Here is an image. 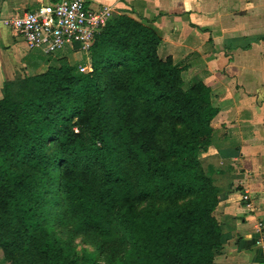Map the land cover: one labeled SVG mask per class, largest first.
<instances>
[{"label":"trees","instance_id":"trees-1","mask_svg":"<svg viewBox=\"0 0 264 264\" xmlns=\"http://www.w3.org/2000/svg\"><path fill=\"white\" fill-rule=\"evenodd\" d=\"M160 41L152 26L112 10L87 51L90 70L58 62L4 83V262L101 264L91 253L78 259L55 233L68 219L93 237L117 236L121 258L107 264H212L226 235L199 156L218 109L207 85L158 55ZM218 153L234 157L239 146Z\"/></svg>","mask_w":264,"mask_h":264},{"label":"crops","instance_id":"crops-1","mask_svg":"<svg viewBox=\"0 0 264 264\" xmlns=\"http://www.w3.org/2000/svg\"><path fill=\"white\" fill-rule=\"evenodd\" d=\"M53 1L0 0V15H20ZM104 6L155 28L161 36L158 55L184 66L185 81L201 80L210 88L218 111L211 121L213 141L199 162L221 195L213 214L226 235L212 264H264V0H91L89 5ZM78 53L29 48L0 24V97L4 83L54 63L90 65L89 57L81 61ZM230 144L239 146V154L220 157L218 146ZM0 264H9L1 248Z\"/></svg>","mask_w":264,"mask_h":264},{"label":"built area","instance_id":"built-area-1","mask_svg":"<svg viewBox=\"0 0 264 264\" xmlns=\"http://www.w3.org/2000/svg\"><path fill=\"white\" fill-rule=\"evenodd\" d=\"M90 2L55 0L27 9L20 15H0V24L21 37L29 48L44 53H55L76 43L80 50L87 52L95 33L109 20L112 11L108 6L92 10Z\"/></svg>","mask_w":264,"mask_h":264},{"label":"rangeland","instance_id":"rangeland-1","mask_svg":"<svg viewBox=\"0 0 264 264\" xmlns=\"http://www.w3.org/2000/svg\"><path fill=\"white\" fill-rule=\"evenodd\" d=\"M60 51L69 52V49L65 47L58 52ZM78 51L77 56L81 57V61H83L85 56H88V52L83 50ZM72 66L76 67L77 64H73ZM77 67L80 68L81 66ZM82 67H84L82 71L90 70V65ZM54 230L63 241L69 243L74 248L75 256L78 259L81 258L83 253L93 254L101 264H107L108 260L121 258L122 250L120 249L116 235L108 238H96L83 231L75 221L68 219L56 222Z\"/></svg>","mask_w":264,"mask_h":264}]
</instances>
